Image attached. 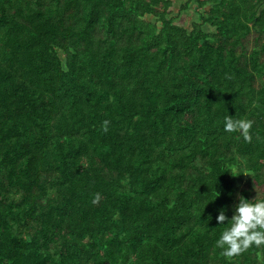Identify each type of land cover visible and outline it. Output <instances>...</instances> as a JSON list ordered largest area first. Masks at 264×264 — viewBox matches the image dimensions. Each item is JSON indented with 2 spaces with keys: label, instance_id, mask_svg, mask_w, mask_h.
Listing matches in <instances>:
<instances>
[{
  "label": "trees",
  "instance_id": "1",
  "mask_svg": "<svg viewBox=\"0 0 264 264\" xmlns=\"http://www.w3.org/2000/svg\"><path fill=\"white\" fill-rule=\"evenodd\" d=\"M179 2L0 0V264H264V0Z\"/></svg>",
  "mask_w": 264,
  "mask_h": 264
},
{
  "label": "clouds",
  "instance_id": "2",
  "mask_svg": "<svg viewBox=\"0 0 264 264\" xmlns=\"http://www.w3.org/2000/svg\"><path fill=\"white\" fill-rule=\"evenodd\" d=\"M252 126L253 121L250 119L237 118L229 114L224 116V131L239 132L247 142L252 140L250 131ZM217 193L219 196L220 193ZM98 199L99 196L97 201ZM227 211V207L220 208L215 217L219 224H225V221L229 224L216 241L217 246L222 249V255L230 259L243 254L250 248L264 246V197L257 193L253 201L240 195L231 218L227 215ZM209 218L212 219L211 214Z\"/></svg>",
  "mask_w": 264,
  "mask_h": 264
},
{
  "label": "rangeland",
  "instance_id": "3",
  "mask_svg": "<svg viewBox=\"0 0 264 264\" xmlns=\"http://www.w3.org/2000/svg\"><path fill=\"white\" fill-rule=\"evenodd\" d=\"M178 4H180L179 0H174V7L175 8L178 7ZM194 10H193V12H194ZM198 13H200V12H198ZM192 20H193V17L188 12V13L182 15V17L179 19V22L182 25H185V27L189 28ZM247 48H248V50H250L251 44H248ZM261 58H263V57H261ZM246 179L249 180L250 179L249 176H246ZM244 181L246 182L245 179H244ZM256 197H257V194H254V196L250 200L254 201L256 199Z\"/></svg>",
  "mask_w": 264,
  "mask_h": 264
}]
</instances>
